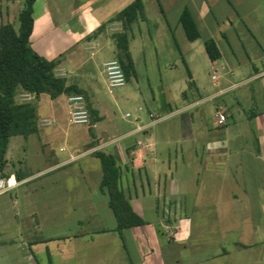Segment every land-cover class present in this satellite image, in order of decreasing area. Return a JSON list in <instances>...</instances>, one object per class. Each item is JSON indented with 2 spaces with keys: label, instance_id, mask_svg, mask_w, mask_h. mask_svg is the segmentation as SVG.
<instances>
[{
  "label": "crops",
  "instance_id": "obj_1",
  "mask_svg": "<svg viewBox=\"0 0 264 264\" xmlns=\"http://www.w3.org/2000/svg\"><path fill=\"white\" fill-rule=\"evenodd\" d=\"M121 1L123 0H111V3ZM133 1L130 0L116 13ZM143 2L146 12V2ZM154 2L166 20L176 16L175 27L184 34L186 40L188 39L180 23V15L185 8L196 19L201 33L199 39L203 42L209 38L215 40L221 52L219 60L222 61V74L219 77L214 72L211 78L216 86L222 87L218 92L208 93L210 89L200 83L199 76L191 74L189 89H193V93L188 95L189 89L182 93L183 100L189 101L188 104L173 110L171 104L166 103L162 107L166 111L165 118L156 123L154 120L143 122L139 117L136 127L128 132V136L135 137L129 143L119 145L117 139L112 137L104 140L106 136L91 128L87 149L79 147L83 138L74 137L76 146L64 158H51L52 154L49 153L48 157L51 159L45 160L44 166L35 172H14V177L16 173L24 176L16 189L26 186V193L22 194L21 190L18 197L21 199L20 204H15L17 226L14 237L7 235L10 226L4 224L6 215L0 203V238L7 239L0 241V258H8L10 264H40L39 252L45 254L48 264H89L96 260L90 256L84 257V248L72 245L70 240L99 242L102 238H110L108 234L117 233L115 214L108 206L107 195L101 191V162L95 156L97 150L104 151L107 148L109 150L105 152L112 154L121 166V185L134 210L142 218L146 207H154L158 219L161 214L160 222L165 230L163 234L166 236V244L173 248V252L175 247L183 243L181 240L185 235L183 228L175 225L184 221L183 202H188L191 206L228 207L231 219L234 218V221L241 224L237 230L243 236L252 232L264 238V0ZM79 15L80 21L85 19L89 27L83 34H68L54 26L48 29L49 37L63 36L69 40L65 43V48L57 51L49 43L43 45L42 34L35 42L31 41L34 49L42 56L50 60L61 58L58 71H63L66 75L74 69L72 55L77 48L80 52L94 49L96 45L113 49L114 44L111 40L107 41L105 32L108 33L109 29L121 30L119 22H110L113 16L102 19L99 16L101 14L98 15L91 6L82 8ZM194 48L191 51H195ZM68 51L73 52L67 55ZM211 62L215 68L217 61ZM68 83H75L82 88L76 82L68 80ZM245 84H255L260 91L259 101L263 102L262 108L252 112L251 117L247 113H238L245 118L244 123L248 120L253 126L251 135L247 134L248 126L243 125V122L237 123L238 129L231 134L228 121L235 117L229 105L217 107V113L224 112L227 117L226 123L219 125L216 116L217 130L210 129L203 120L200 127L196 126V119H204L205 113L201 106L216 96L227 94ZM47 96L43 94L36 100L39 128L36 134L44 145L55 138L60 130L56 129L54 137L51 136L49 127L68 115L67 96L62 95L54 100L49 99L45 112L47 116H44L43 101ZM193 109L196 110L197 117ZM149 112L151 117L154 112ZM172 115H176L178 119L165 123L164 120ZM99 116L102 120L100 113ZM234 121L237 122L235 119ZM97 122L90 125L94 126ZM139 126L141 129H138ZM170 126L179 133V140L176 142L184 145L181 150L171 149ZM61 151H66V147H62ZM71 157L77 159L71 161ZM76 162H79V167H69ZM187 220L190 221V218ZM108 222L110 226L106 228L104 225ZM69 225L81 227L80 231L66 232ZM146 226L152 228V224L147 222L144 226L125 229L124 239L127 232ZM52 243L54 245L51 248L49 244ZM260 243L264 244V240ZM42 246L45 251L38 252ZM103 250L106 251L107 248ZM108 250L107 253H110V248ZM126 250L129 251L128 246ZM100 261L98 257V264H101Z\"/></svg>",
  "mask_w": 264,
  "mask_h": 264
},
{
  "label": "rangeland",
  "instance_id": "obj_2",
  "mask_svg": "<svg viewBox=\"0 0 264 264\" xmlns=\"http://www.w3.org/2000/svg\"><path fill=\"white\" fill-rule=\"evenodd\" d=\"M24 1L0 0V24L10 22L18 28V16L24 7ZM129 1L111 3V0H38L35 4L36 24L31 41L35 42L37 37L42 34L43 45L49 43L53 49L61 50L66 47L65 43L69 40L63 36L49 37L50 30L48 29L51 26L59 27L61 32L66 31L68 34H83L89 27L85 19L83 22L79 19V12L82 8L91 6L98 15L101 14L99 16L103 19L115 17L118 14L116 12ZM144 1L146 2L145 21H139L131 33L133 38L130 42V51L133 55L134 70L124 86L110 89L103 67L105 61L118 60V50L113 36L118 30L109 29L108 33L105 32L107 41L111 40L114 44L113 49L96 45L94 49L80 52L77 48L78 52L76 50L72 55L74 56V69H71V73L66 75L63 71L57 72L58 75L66 77L70 82H76L82 86V89L87 93L89 104L93 109L99 111L103 119L94 126L90 125L91 122L89 124H73L67 115L62 121H56L53 126L49 127L51 136L54 137L56 129L60 128V130L57 136L50 139L46 145L39 141L37 134H31L27 138L23 136L11 137L6 155L8 159L6 172L12 176H14V172L30 174L44 166L45 160H50L54 156L60 159L64 158L73 149V146H76L74 137L83 138L79 147L87 149L91 128L92 131L94 128V131L106 136L104 140L112 137L117 139L119 145L129 143L135 137L128 136V132L136 127L139 117L143 122H149L153 120L149 111H153L156 118L160 117L163 120L166 111H163L162 107L166 103H170L173 110L188 104L189 101H184L182 96L183 91L189 89L188 70L191 74L199 76L200 83L210 89L208 93L219 91L222 86H216L211 76L214 72L217 76H221L222 61L217 60V65L214 68L202 39L189 42L184 34L176 29L174 23L176 16H171L169 20H166L154 0ZM110 27L117 28L119 26ZM174 37L182 52L178 49ZM103 44L105 45V43ZM193 47H195V51H191ZM72 52L68 51L66 54L70 55ZM250 87H253L254 91ZM259 92L255 84H245L227 94L216 96L201 106L205 113L204 119H196V126L200 127L203 120L210 129L217 130L215 127V119L218 116L217 107L229 105L234 119L237 120V122L234 119L228 121L233 135L239 127L237 123L240 124L244 121L245 118L242 116L245 113L251 114L262 108L263 102L259 101ZM25 93L22 90L18 92V102H36V98L29 100ZM190 93H193V89H189L188 95ZM49 99L50 97L47 96L43 101L44 116H47L45 112H47ZM140 108L143 110L140 111ZM239 111L243 114L242 116L238 114ZM193 112L197 117L196 110L193 109ZM128 114L129 116H127ZM224 115L226 116L225 113ZM176 119H178L177 116L172 115L164 121L170 123ZM243 125L248 126L247 134L251 135L253 126L250 122L245 120ZM169 132V137L172 139L171 149L181 150L184 145L176 142L179 140V133L173 126H170ZM62 147H66V151H61ZM108 150V148L104 149V151ZM49 153L52 154L51 158L48 157ZM69 167H79V162L70 164ZM25 188L26 186L0 195V203L4 207L6 215L4 224L10 226L7 232L9 237H14L16 234L15 204H20L21 199L18 197L21 190H23L22 194L26 193ZM182 207L184 221L177 222L175 225L183 228L185 231L183 237L186 238L182 237L183 243L179 247H175L174 252L173 248L171 249L166 244L165 230L162 229L160 222L161 214L158 219L154 207H146L143 214V218L152 224V228L146 226L126 233L125 242L129 251L125 249L121 237L115 232L108 234L110 238H102L99 242H91L86 239L78 241L71 239L70 242L72 245L84 248V257L96 258L93 262H96L95 264H98V257L101 259V264H264V244L260 243L264 238L252 232L251 234L247 232L246 236H243L241 231L237 230L241 224L234 221V218L231 219L227 212L228 207L191 206L188 202H183ZM188 218L190 221L187 220ZM91 225L94 228L93 223ZM104 226L108 228L110 223L108 222ZM80 228L69 225L66 232H78ZM5 239V237L0 238V241ZM53 245V243L49 244L51 248ZM44 248V246L40 247L38 252H44ZM103 248H107V250L104 251ZM108 248H110V253H107ZM38 256L40 264H48L44 253L39 252ZM0 264L10 263L8 258H0Z\"/></svg>",
  "mask_w": 264,
  "mask_h": 264
},
{
  "label": "trees",
  "instance_id": "obj_3",
  "mask_svg": "<svg viewBox=\"0 0 264 264\" xmlns=\"http://www.w3.org/2000/svg\"><path fill=\"white\" fill-rule=\"evenodd\" d=\"M37 1H24V7L18 16V28L10 22L0 24V177L11 176L6 172V155L11 137L27 138L39 131L36 102H18L17 95L20 90L34 94L36 100L43 94L53 100L62 95L83 94L90 112V122L101 120L98 111L89 104L87 93L77 84H69L66 77L58 75L61 58L50 60L33 48L31 36L35 27L34 12ZM144 19L143 0H134L110 20L121 24V30L113 36L118 50V61L122 65L126 80L134 70L129 47L133 26ZM180 23L189 41L193 42L201 37L196 19L188 8L182 11ZM174 39L176 41L175 37ZM176 45L180 50L177 41ZM204 46L211 61L221 58L220 49L214 39H206ZM188 74L191 76L189 70ZM95 156L100 159L103 171L101 191L107 195L108 206L117 221L115 231L127 249L124 230L144 226L147 222L134 210L121 185L122 170L116 158L103 150H97ZM16 178L21 180L24 176L16 173Z\"/></svg>",
  "mask_w": 264,
  "mask_h": 264
},
{
  "label": "built area",
  "instance_id": "obj_4",
  "mask_svg": "<svg viewBox=\"0 0 264 264\" xmlns=\"http://www.w3.org/2000/svg\"><path fill=\"white\" fill-rule=\"evenodd\" d=\"M104 72L107 78V83L110 89L116 87H122L126 84V76L122 65L116 59L109 60L104 63ZM25 96L28 99L35 97L34 94L27 93ZM68 104V115L69 120L73 124H89L91 117L87 106L86 98L83 94H72L67 96ZM129 116V114L127 115ZM151 118L154 122H159L162 119L160 117L156 118L154 114H151ZM226 121V116L223 112L218 114V124L223 125ZM138 129H141L139 126ZM77 157H71V161H75ZM20 185V181L14 177H0V195L8 193L16 189Z\"/></svg>",
  "mask_w": 264,
  "mask_h": 264
}]
</instances>
